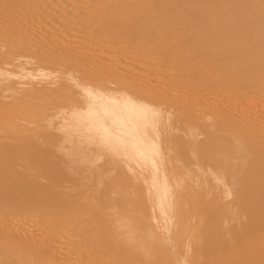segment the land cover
I'll use <instances>...</instances> for the list:
<instances>
[{
    "label": "bare ground",
    "instance_id": "6f19581e",
    "mask_svg": "<svg viewBox=\"0 0 264 264\" xmlns=\"http://www.w3.org/2000/svg\"><path fill=\"white\" fill-rule=\"evenodd\" d=\"M263 96L264 0H0V264H264Z\"/></svg>",
    "mask_w": 264,
    "mask_h": 264
},
{
    "label": "rangeland",
    "instance_id": "374dc122",
    "mask_svg": "<svg viewBox=\"0 0 264 264\" xmlns=\"http://www.w3.org/2000/svg\"><path fill=\"white\" fill-rule=\"evenodd\" d=\"M135 47H136V46H135ZM132 48H134V47H132ZM132 48H131V49L129 48L128 50H131V51L133 50V51H134V49H132ZM137 48H138V47H137ZM138 51H139V54H138L137 56L140 57L141 54H142V52H140V51H142V49H140V50L138 49ZM143 53H144V52H143ZM143 56H144V55H142V57H143ZM147 57H148V56H147ZM145 61H147V60L145 59ZM151 63H152V62H150L149 64L151 65ZM161 63H162V62H161ZM165 64H166V63L163 62V65H165ZM163 67L167 69V64H166V67H165V66H163ZM166 69H165V70H166ZM171 74H173V72H171ZM178 74H180V73H178ZM178 74L176 73V75H175V73H174V76H175V78H176L175 81L177 82L178 87H180V91H181V89H182V91H185V89L183 88L184 86L182 85L183 83L185 84V87H186L187 90H188V89H191V88H190V85H188V80H187V78H185L184 76L182 77L181 74H180V75H178ZM181 83H182V84H181ZM179 85H180V86H179ZM204 95H208V94H204ZM260 98L264 99V96H263V97H260ZM260 98H259V99H260ZM243 99H244V98H243ZM259 99H258V100H259ZM262 99H261V100H262ZM245 100H246V99H244V101H245ZM261 100L258 101L259 104L264 103V102H261ZM242 101H243V100H242ZM263 101H264V100H263Z\"/></svg>",
    "mask_w": 264,
    "mask_h": 264
}]
</instances>
